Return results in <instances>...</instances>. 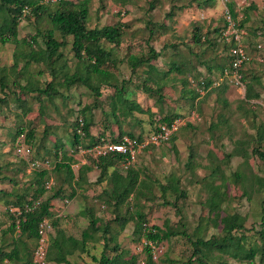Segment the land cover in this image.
I'll return each mask as SVG.
<instances>
[{
  "label": "rangeland",
  "instance_id": "obj_1",
  "mask_svg": "<svg viewBox=\"0 0 264 264\" xmlns=\"http://www.w3.org/2000/svg\"><path fill=\"white\" fill-rule=\"evenodd\" d=\"M77 1L79 0H72L74 3ZM234 1L235 17L243 31L242 44L251 58L243 69L245 74L254 73L261 78V81L251 82L259 92V97L251 99V102L247 104L243 102L245 82H242L241 85L234 84L230 74L227 71H224L223 74L220 67H217V64L228 63L227 50L220 35L213 32V29L221 28L225 23L224 5L222 6L221 0H216L214 5L207 8L198 7L197 1L190 3V0H157L156 7L151 11H149L150 0H128L124 4L121 3V0H89L87 21L89 28L112 25L116 22L130 24L122 36L120 46L104 43L108 48H113L112 57L116 59V62L109 61L103 67L114 73L117 84L125 81L128 98L135 100L144 110V112L133 111V116L124 117L120 109L116 111L117 119L112 116L113 107L109 97L114 94L115 90L110 87L101 88L102 94L97 101L96 94L81 83H75L69 87L59 86V95L51 97V99L38 95L40 96L38 99L37 91L29 92L26 89L43 87L52 78L50 68L43 62L25 64L20 55L15 58L13 43H0V83L2 81L7 85L6 93L0 89V98L4 100L0 101V174L16 178L18 182L17 185H14L8 180H1L2 177H0V188L22 192L29 185L34 170L30 165L25 164V166L21 162V158L29 160L30 157L36 155L35 159H38L40 167L47 168V180L53 184L52 186L56 184V187L62 183L64 172H53L55 156L52 153L48 154L46 149L53 152L55 143H63L66 154H73L74 148L70 146L69 139L70 123L77 117H85L91 122L90 131L94 136L101 132L114 135L122 131L132 132L135 136L144 135L145 142V139L154 132V126L162 124L158 123L162 117L179 113L181 116L173 122L174 131L170 134L175 136L172 143L149 144L142 147L145 144L143 143L140 148L136 149L132 155L133 158L128 162L129 165L139 169L142 178L150 177L152 180L160 182H165V176L170 174L180 178L182 186L187 189V196L181 200L183 207H181L179 215L173 206L163 204L156 187L153 188L154 199L146 200L136 197L132 200V204L136 202V206L146 212L150 224L163 226L164 221L169 220V224L175 226L180 216L184 217L186 231L193 237L199 217L208 215V191L198 183V180L210 172L211 162L212 160L217 162V158L221 164L223 177L220 172L215 182L219 184L225 181L226 192L229 194V198L222 204L220 216L234 212L245 216V226L249 229L245 233L248 234L249 241L250 235L254 233L252 227L258 229L261 222V203L264 193L256 191L254 174L264 176V162L253 155L248 158L247 164L243 163V159L239 156L227 160L226 164L225 162L221 163L220 160L231 151L235 139L245 138L247 133H253L250 120L254 114L258 122L261 119L264 120V0ZM44 2H48V0H44ZM54 3L52 0L50 4ZM251 3L255 9L249 10L248 20L243 24L242 20L247 19L244 12ZM182 4L184 7L180 8ZM125 6L129 9L128 13L123 12ZM173 6L175 14L172 17H167V13ZM54 8V5L49 7L50 10H54ZM149 20L154 24L168 20L170 29L167 28L163 34H160L157 33L156 28L154 30L155 37L147 43L148 31L145 26H148ZM34 25L33 17H30L29 20L23 18L18 26L19 37L30 40L29 36L35 33ZM195 26L201 27V32L207 35L211 41L209 46H198L190 42ZM56 35L59 34L56 33ZM71 44L72 39L68 37L65 46L59 48L63 52L67 65L62 71H58L59 65L56 66L58 76L56 81L62 80L65 71L71 74L76 68L83 70V65L78 64V60L73 56ZM164 44H174V46L163 47ZM149 45L161 52L154 61L159 70H167L171 63L184 65L183 73L172 71L162 80L164 88L163 92L161 91L163 94L161 99L158 98L156 92L144 91L143 83L146 75L143 69L145 67L141 66L137 69L138 71L134 72L127 62L128 56L131 54L147 53ZM24 48L25 52L29 50L28 46H24ZM14 62L17 63L15 71L11 68ZM36 79H38L37 82ZM184 79L186 80L185 85L182 82ZM208 79L213 84L206 93L202 87L198 88L196 82ZM13 80L18 81L19 86L25 87V90L21 91L18 85L13 84ZM222 83L227 84L224 94L226 105L218 100L217 92L213 90L214 86ZM94 84L96 85L97 82L94 81ZM149 84L151 87H155L153 83H147L148 86ZM191 90L200 92L193 100H191V92H189ZM18 98H20L21 104L16 101ZM221 117L226 119L225 122L219 123V126L213 131L209 130V126L213 122L219 121ZM19 125H23L25 131L34 127L32 156H26L27 154L23 152L24 156L20 157L21 155L18 154V156L12 147L13 137ZM23 134L25 135L24 132ZM23 134L19 138L21 142H23ZM42 142L44 143L42 144ZM190 147L195 151L192 170L186 167ZM62 153L63 150H59V156ZM87 153H92L94 156L96 154L93 150L74 152L73 169L75 173L79 165L94 159L92 154L88 155ZM43 158L46 159L42 160ZM16 167L22 170L15 174V177L14 169ZM239 170L243 175L239 182H235L231 174ZM98 174L96 168L89 171L85 187L76 189L74 197L63 198L53 209V213L59 220V226L63 227L67 234L79 239L83 228L88 224V217L80 214V210L83 208H88L96 216L105 220L113 217L112 207L97 198V194L101 193L107 184L105 181H96ZM11 198L8 197V199ZM40 200L42 201V198L35 199V201ZM136 206L132 210H136ZM121 210L125 211L124 206ZM9 224L10 219L7 216L5 204L0 201V246L9 241L7 239L1 242V229L3 230ZM221 227V225L213 227L211 221H203L199 233L202 237L207 238L212 233H219ZM132 230L133 222H129L118 235V241L123 248H127L132 254L137 255L138 264L140 261H145V254L141 250V244L134 238ZM241 232H237L238 235ZM101 243V240L95 242V247L90 244L91 251L95 254L99 253ZM257 243L260 242L257 241ZM189 248L191 245L186 238L172 237L170 241L164 240L155 247L156 257L153 259L156 264H183L175 259L181 261L187 259L190 254ZM211 256L213 257L211 264H248L246 260L239 261L230 254L220 253L217 250H214ZM71 259L79 261L80 264H86V259L90 260L89 257L81 260L78 251L71 256ZM2 264L11 263L5 261ZM45 264L56 263L46 261ZM254 264L264 263H258V257H256Z\"/></svg>",
  "mask_w": 264,
  "mask_h": 264
},
{
  "label": "trees",
  "instance_id": "obj_2",
  "mask_svg": "<svg viewBox=\"0 0 264 264\" xmlns=\"http://www.w3.org/2000/svg\"><path fill=\"white\" fill-rule=\"evenodd\" d=\"M51 1L0 0V43H13L15 45V51L13 53L15 58L20 55L24 59L25 64L29 65L32 62H43L51 70L52 78L43 87H30L26 91H37L38 94L36 97L38 99L40 97L38 95H43L45 98L51 99V97L59 95V86L69 87L75 83H81L96 94L95 99L97 101L102 94L101 88L110 87L115 90L114 94L109 98L111 106L113 107L111 114L116 119V111L118 109H120L124 117L133 116V111L144 112L135 100L128 98L129 94L125 81L123 80L120 84H117L114 73L103 67L109 61L116 62V59L112 57L114 54L113 48H108L104 43L117 47L120 46L122 36L130 27V24L116 22L112 25L89 28L87 26L89 0H79L76 3L72 2V0H54L55 3L50 4ZM126 1L128 0H121V3L124 4ZM156 1L150 0L149 11L156 7ZM196 1L198 7L207 8L214 5L216 0H190V3ZM52 5L55 6L54 10L49 9ZM227 6L235 17V1L229 0ZM183 7L184 4L180 5V8ZM174 9L175 7L173 6L167 13V17H172L175 14ZM253 9H255V6L251 3L244 12L246 13V18L249 10ZM123 12L128 13L129 9L125 6ZM30 17H33V21L35 22V33L29 36L30 40L24 37L20 38L18 26L23 18L29 20ZM247 20L248 18L242 20L243 24ZM147 25L145 26V29L148 31L147 43L155 37L156 32L154 30L156 28L158 30L157 33L160 34H163L167 28L170 29L168 20L157 24L150 21L147 22ZM224 27L225 23L221 28L213 29V32L220 35L227 50L228 63L223 65L217 64V67H220L222 73L227 71L231 76L234 68L231 65L232 56L229 49L232 43L227 42L222 37ZM201 31V27L195 26L194 30H192L190 42L198 46H209L211 41ZM56 33L59 35H56ZM68 37L72 39L71 49L73 56L78 60V64L81 63L83 65L84 71H81L79 68H76L71 74L65 71L62 80L56 81L58 78L56 66L59 65L60 68L58 71H62L67 65L63 57V52L59 48L65 46ZM185 45L187 44L185 43ZM24 46L29 47L27 52L24 51ZM167 46L172 47L174 44H164L163 47ZM160 54V51H157L152 45H149L147 53L131 54L127 59L131 70L134 72L138 71L137 69L141 66L145 67L143 69L146 75L143 89L144 91L158 93L159 99L163 98L162 90L164 86L162 85V80L172 71L183 73L182 67L184 66L182 63H171L167 70H159L154 61ZM250 60L251 58L238 68L241 81L245 82L243 102L246 104L251 102V99L259 97V92H257L251 82L261 81L260 76L254 73H249V75L245 74L243 68ZM16 67L17 63L14 62L11 68L15 71ZM37 81L38 79H36ZM94 81L95 83L97 82L96 85ZM149 82L153 83L155 87H151L150 84L148 86L147 83ZM182 82L183 85L186 84L185 79ZM13 84L20 85L16 80H13ZM196 84L198 88L202 87V90L206 92L212 86L213 82L209 79L197 80ZM6 87L7 85L1 81L0 89L2 92L6 93ZM19 87L21 91L25 90V87ZM213 90L217 92L218 100L223 105H226L227 101L224 98V94L227 90V84H218L214 86ZM189 92H191V100L200 94L197 90H191ZM19 99L16 101L21 104ZM0 101H4L3 98H0ZM180 116L179 113L165 115L158 123H165L170 126ZM225 120L224 117H221L219 121L213 122L209 126V130L213 131L219 126V123L223 124ZM250 122L253 133H247L245 138L235 139L233 148L224 155L223 159L220 160L221 163L225 162L226 164L227 160L239 156L243 159V163L247 164L248 158L252 155L264 162V120L261 119L258 122L254 114ZM90 125L91 122L85 117H77L70 123L71 134L69 139L71 142L70 146L74 148V152L92 148L94 145L103 141H119L125 135L136 137L139 142L144 137L141 134L135 136L132 132L123 131L116 135L101 132L94 136L91 134ZM187 125H190V123H187ZM159 126L160 124H156L154 131ZM22 134L24 135L22 137L23 143L30 147V155L32 156L34 127L25 131V127L19 125L13 137L12 147L16 152V142H21L19 138H21L20 136ZM211 136L213 137V135ZM44 139L45 137L42 140L44 141ZM174 139L175 136L172 134L166 141L160 143H172ZM46 150L48 154L52 153L55 156L53 172H64L62 183L56 187V184L52 186L53 184L50 183L51 185L48 188L46 186L47 182H49L47 180L48 170L47 168L40 167L39 161H37L38 159H35L37 155L30 157L29 160H25L24 157L20 156L22 157L21 162L24 165L31 166V162H36L31 167L34 170V175L29 185L20 193L0 188V201H3L5 204L6 213L10 219L9 226L3 230L1 229V242L7 239L9 241L0 246V264L5 261L11 264H38L34 261V251L40 237L39 224L44 218L51 219L53 224V231L48 235L45 263L47 261L56 264H80L79 261L71 259V256L78 251L81 260H85L87 257L90 258V260H85L86 264H137V255L132 254L127 248H123L118 241V235L125 229L129 222H133V236L141 244V250L145 254V261H140L138 264H156L153 259L156 256L154 251L155 247L164 240L170 241L172 237H184L191 245V248H189L190 254L187 259L183 261L175 259L177 262H183V264H211L213 258L211 253L214 250L220 253H228L239 261L246 260L248 264H254L256 257H258V263H264V196L261 203L260 227L258 229L252 227L254 233L250 235V240L248 241V234L245 232L249 231V229L245 226V216H242L238 212L220 216L222 204L229 198V194L226 192L225 181L219 184L215 182L222 170L217 158V162L212 160L210 172L198 180V183L208 191V215L199 217L192 237L186 231L184 217L180 216L175 226L169 224V220L164 221L163 226H158L149 223L146 212L137 207L136 202L132 204V200L136 199V197H142L146 200L154 199L153 188L156 187L160 193L159 197L163 200V204L173 206L179 215L181 207H183L181 200L186 198L187 189L182 186L178 176L174 174L165 176V182L152 180L150 177L142 178L139 169L128 164V161L131 159L130 155L117 152L95 156L92 153H87L88 155L92 154L94 159L79 165L75 173L73 169V164L75 163L74 152L71 155H67L64 151L63 143H55L53 152L50 149ZM59 150H63L61 156H59ZM16 154L18 155L17 152ZM210 154L212 155V152ZM194 157L195 151L190 147L186 162V167L190 170L193 168ZM44 159L46 158L42 160ZM93 168H96L99 172L96 181H105L107 183L101 193L97 194V198L112 207L113 217L105 220L100 216H96L88 208H83L80 210V214L88 217V224L87 227L83 228L81 238L79 239L67 234L65 229L59 226V220L53 213V209L57 207L60 200L66 197H74L76 189H83L85 187L88 181L87 173ZM21 170V168L16 167L14 169V175L18 174ZM221 174V177H223V172ZM242 175L243 173L240 170L234 171L231 174L235 182H239ZM0 177H2L1 180L3 181L8 180L14 185L18 184L16 178L4 174ZM254 180L257 186L256 191H263L264 193V176L254 174ZM8 197L13 198L8 199ZM37 198H42V201L34 210L26 213L22 211L21 214L16 210L11 211V208L21 209L25 203L32 202ZM122 206H124L125 211L121 210ZM134 206L137 207L136 210H132ZM203 221H211L213 227L221 225L222 227L219 233H212L207 238L202 237L199 232ZM239 231L242 232L238 235L237 232ZM99 240L102 241L100 244L101 250L95 254L91 251L90 244L95 247V242ZM257 241L260 243L258 244Z\"/></svg>",
  "mask_w": 264,
  "mask_h": 264
},
{
  "label": "built area",
  "instance_id": "obj_3",
  "mask_svg": "<svg viewBox=\"0 0 264 264\" xmlns=\"http://www.w3.org/2000/svg\"><path fill=\"white\" fill-rule=\"evenodd\" d=\"M228 0H221L223 2L222 4L224 5V15H225V27L222 31V37L229 43H232V46L229 49V52L232 56L231 59V65L234 68L233 72L231 74V79L236 85H241V75L238 71V68L244 63L247 62L250 58L247 54V52L244 49V46L242 44V34L243 31L239 27L238 20H236L231 12L229 11L226 3ZM174 124L172 123L170 126L167 124H160L159 128L154 131L150 136H148L147 139H142V141H138L137 138L135 137H130V136H122V138L119 141H103L101 143H98L94 145L92 148L86 149L84 151H90L93 150L96 152L95 155H105L107 153H112V152H117V153H122V154H129L130 158H133V154L136 151V149L140 148L143 143H145L142 147L145 145L149 144H159L162 141H166L169 136H171V132L174 131ZM17 147H16V152L20 154L21 156H24L23 152H25L28 156L30 155V147H28L25 143L23 142H16ZM131 160V159H130ZM129 160V161H130ZM128 161V162H129ZM36 162L32 163L31 166L35 165ZM50 182H47L46 186L49 188L50 187ZM41 203L40 201H32V202H27L24 204L23 208L21 209H13L18 211V213L23 212H30L34 210L36 207L39 206ZM40 229H39V240H38V245L35 248L34 251V261L38 264H44L45 263V256H46V249L48 246V235L53 231V224L51 219L49 218H44L40 224ZM156 257V256H155Z\"/></svg>",
  "mask_w": 264,
  "mask_h": 264
},
{
  "label": "clouds",
  "instance_id": "obj_4",
  "mask_svg": "<svg viewBox=\"0 0 264 264\" xmlns=\"http://www.w3.org/2000/svg\"><path fill=\"white\" fill-rule=\"evenodd\" d=\"M226 5H227V3H226ZM228 7V6H227ZM229 9V8H228ZM230 11V10H229ZM232 14V13H231ZM233 16V15H232ZM234 17V16H233ZM235 18V17H234ZM226 23V22H225ZM238 23H239V21H238ZM240 27V26H239Z\"/></svg>",
  "mask_w": 264,
  "mask_h": 264
},
{
  "label": "crops",
  "instance_id": "obj_5",
  "mask_svg": "<svg viewBox=\"0 0 264 264\" xmlns=\"http://www.w3.org/2000/svg\"><path fill=\"white\" fill-rule=\"evenodd\" d=\"M222 6H223V4H222ZM235 19L237 20V18L235 17ZM56 216V215H55Z\"/></svg>",
  "mask_w": 264,
  "mask_h": 264
}]
</instances>
